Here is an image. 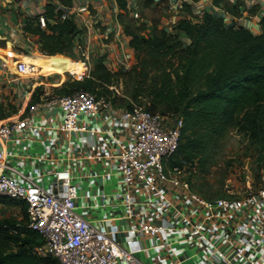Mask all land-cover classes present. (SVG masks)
<instances>
[{
	"label": "built area",
	"instance_id": "2783aa9c",
	"mask_svg": "<svg viewBox=\"0 0 264 264\" xmlns=\"http://www.w3.org/2000/svg\"><path fill=\"white\" fill-rule=\"evenodd\" d=\"M110 2L117 12L116 0H71L61 8L60 20H72L80 30L72 48L80 71L68 73L73 81L89 76L93 52L104 56L96 47L106 44H92L107 38L99 13ZM255 7L263 19L264 0H246L241 16L221 11L219 17L239 26ZM115 23V44L123 52L119 34L126 36ZM39 26L45 29L43 17ZM125 51L134 59L127 43ZM9 54L2 60L10 59L14 76L39 78L35 64ZM105 60L108 69H127L118 57L114 64ZM37 85L43 82L30 85V95ZM108 90L56 96L43 87L34 103L28 105L29 97L15 115L0 120V197L26 207V227L42 239L33 251L59 264H264V179L256 191L247 181L243 194L225 185V197H202L192 187L190 166L172 163L182 120L171 121L132 101L118 106L112 102L121 95L118 86ZM109 179H114L113 193L94 189L97 180ZM79 198L83 210L108 208L111 218L94 226L78 213ZM114 222L120 229L106 225ZM117 235H125L126 243Z\"/></svg>",
	"mask_w": 264,
	"mask_h": 264
},
{
	"label": "trees",
	"instance_id": "16d2710c",
	"mask_svg": "<svg viewBox=\"0 0 264 264\" xmlns=\"http://www.w3.org/2000/svg\"><path fill=\"white\" fill-rule=\"evenodd\" d=\"M57 1L63 7L71 5V0ZM222 4L227 12L236 14ZM116 6L113 16L129 38L133 66L113 72L105 66L104 56L96 54L87 78L67 80L53 89V95L77 91L105 95L108 87L118 85L122 96L113 98L114 104L128 107L132 101L171 121L181 119V137L172 158L178 166L204 168L210 153L230 131L264 150V18L262 32L253 34L244 27L225 24L222 17L206 12L194 15L190 4L182 2L178 11L183 15L167 31L134 20L126 0H116ZM61 13L49 2L40 15L26 17L21 27L23 34L37 37L39 53L49 58H72L73 40L80 34L72 20H60ZM40 17L45 29L39 26ZM98 87L107 93L99 92ZM42 89L33 91L28 105ZM18 109L11 100L0 102V120L15 115ZM225 196L222 190L217 198ZM0 202L20 206L25 219L24 224L0 220V264H59L51 256L33 251L42 239L26 227V207L4 197Z\"/></svg>",
	"mask_w": 264,
	"mask_h": 264
},
{
	"label": "rangeland",
	"instance_id": "374dc122",
	"mask_svg": "<svg viewBox=\"0 0 264 264\" xmlns=\"http://www.w3.org/2000/svg\"><path fill=\"white\" fill-rule=\"evenodd\" d=\"M130 6H133V10L137 12L138 16L135 18L129 13L134 20L138 21L139 23H146L148 25L156 24L159 28H164L167 31L171 28L173 23L177 20L178 14L176 13L180 8L176 7L177 9L172 10L175 5L173 3L177 2L178 0H128ZM182 3V1H181ZM135 4V7H134ZM111 10V9H110ZM130 12V11H129ZM110 21H112V16L110 11ZM109 21V22H110ZM108 24V23H107ZM115 22L113 25L115 26ZM101 25L98 23L95 25L96 28L100 29ZM103 29V28H101ZM119 39H121L123 43L124 51L122 52L119 45L111 44V47H102L101 43H105L104 40L95 41V45L99 46L96 47L98 52L109 51L111 50V63L114 64L116 57H118L120 61H126L125 66L127 69L131 68L135 62V59L130 58L128 53L125 51L126 47V38L119 34ZM114 40V39H113ZM112 40V41H113ZM116 43L115 41H113ZM132 52V50H131ZM74 54V53H73ZM93 52L92 56L89 57V65L90 67L93 65ZM40 55V53H39ZM43 57H47L45 55H41ZM79 56L74 54L73 57H63V58H49L47 57L48 61L55 62L51 69L55 71H65L63 73H54L50 72L47 69L42 67L41 60L37 58H33L34 62H37L40 65V72L41 75L37 80H25L20 77L19 79L25 80V83L28 86L29 84L32 85L33 83L46 81L58 83L61 80L64 83L67 80H71V75L67 72H70L74 67L73 64L77 60ZM29 60V59H27ZM31 60V59H30ZM38 60V61H37ZM8 64V63H7ZM106 65V61L104 62ZM113 66V65H112ZM122 68V67H120ZM116 67V70L120 69ZM113 71L114 69H109ZM115 70V71H116ZM123 70V69H122ZM114 72V71H113ZM52 74H59V75H52ZM45 83V82H44ZM121 85V84H120ZM44 87V85H37V87ZM118 86V85H117ZM53 88V87H52ZM46 88L47 92L54 93V88ZM45 89V87H44ZM99 92H104L102 87L97 88ZM120 93L122 96V89L119 88ZM43 90V89H42ZM41 90V91H42ZM28 93V89H26ZM31 98V95H30ZM17 99V98H16ZM13 99L11 101L15 102V104L20 108L21 103L19 100ZM20 103V104H19ZM12 117V116H11ZM195 168H190V178L192 181V187L204 198L214 199L219 196V193L222 191V188L225 189V185L228 188L232 189L235 193L243 194L246 190V182L249 181L251 190L256 191L260 187V184L263 182L264 179V150L259 151L258 149L254 148L250 145L241 135H238L236 131H230L224 141L218 144V147L214 149L208 159L207 163L204 168H199L198 166H194ZM230 180V183H229ZM82 189L85 190L86 182L82 181ZM107 192L113 193L116 190L114 185V179H109L107 182H100L97 180V183L94 185V189L100 188ZM81 193V192H80ZM102 202H99V204ZM105 213V211H103ZM0 220H7V221H14L17 223H25V219L23 218V213L21 207L18 205H8L6 203L0 202ZM117 239L119 242L126 243V236L125 235H117ZM126 239V240H125ZM170 239H174L170 236ZM147 256V255H146ZM148 257V256H147Z\"/></svg>",
	"mask_w": 264,
	"mask_h": 264
},
{
	"label": "crops",
	"instance_id": "0c3cea01",
	"mask_svg": "<svg viewBox=\"0 0 264 264\" xmlns=\"http://www.w3.org/2000/svg\"><path fill=\"white\" fill-rule=\"evenodd\" d=\"M49 2H52L57 9H61L63 7L57 0H0V102H8L17 98L16 100H19L22 106L24 102H26V100L30 97V84L26 86V79H17V77L14 76L11 71L13 65L10 62V59H6L8 64H5L2 58H4L5 55L12 57V55L9 54L11 51L18 54L19 58L24 60L31 59L30 61H33V58H37L42 55H39L37 37L23 34L21 27L25 23L26 17L40 15L43 11V7ZM224 2L229 8L233 10L235 9L234 11L236 12V16H241L240 11L246 0H222V3ZM180 3L181 0H178L176 3L174 2L173 5L175 6L171 9L175 10L177 9L176 7L179 8L181 5ZM188 3L190 4L192 13L194 15H199L206 12L213 16L219 17L221 11L225 12L227 15H232L222 7V3L215 4L213 0H189ZM108 11L111 13L113 23L114 21L116 22L114 19L115 16H113V14L116 13L115 5L111 2L109 5L104 4L101 12L99 13V17L102 20L101 28H103L101 31H106L108 33L107 38L104 39L105 44L108 47H111V44H115L113 41H115L114 32L117 31V26H114L113 23H111L110 14ZM176 13L178 14V17L183 15L180 14L179 11ZM249 15L250 18L238 20L237 24L248 29L253 34H260L262 32L260 20L263 17V11L258 7H255L254 10L249 12ZM125 38V41L128 44L129 38ZM103 52H105L104 58L107 60L111 59V55H108L109 53L112 54L111 50H106ZM46 79L47 78H45V81H41L43 82L45 90L46 88H57L63 82L61 80L58 83H53L46 81ZM26 89H28V93L26 92ZM80 195H83V193L81 192ZM77 206L78 213L88 218V220L94 226L100 227L101 219L111 218V216L108 215L111 210L108 208H87L86 210H83V201L81 198L77 200ZM103 211H105V213H103ZM106 225L110 227L114 225L120 229L116 222L106 223Z\"/></svg>",
	"mask_w": 264,
	"mask_h": 264
},
{
	"label": "bare ground",
	"instance_id": "6f19581e",
	"mask_svg": "<svg viewBox=\"0 0 264 264\" xmlns=\"http://www.w3.org/2000/svg\"><path fill=\"white\" fill-rule=\"evenodd\" d=\"M41 60V65H42V67L43 68H45V69H47L48 71H50V72H54V73H63V72H65V71H55V70H52L51 69V66L55 63V62H50V61H48V59L47 58H44L43 56H39L38 57V60ZM37 60V61H38ZM27 62H32L33 64H35V66L36 67H38L39 68V70L41 69L40 68V65H38L37 64V62H33V61H30V60H26ZM73 69L70 71V72H67V73H76V72H78V71H80V64L78 63V62H74V64H73ZM12 70H13V67H12Z\"/></svg>",
	"mask_w": 264,
	"mask_h": 264
}]
</instances>
